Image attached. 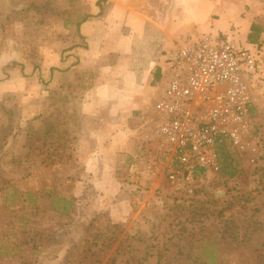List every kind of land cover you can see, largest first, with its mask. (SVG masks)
<instances>
[{
	"label": "rangeland",
	"instance_id": "rangeland-1",
	"mask_svg": "<svg viewBox=\"0 0 264 264\" xmlns=\"http://www.w3.org/2000/svg\"><path fill=\"white\" fill-rule=\"evenodd\" d=\"M85 11L83 0H0V70L24 58L36 61L43 51L69 49L66 31L82 20ZM21 96L9 93L5 96L9 104L0 102V184L17 169L20 174L27 164L32 166L37 150L46 163L66 164L73 143L67 125L61 126L66 112H54L52 107L42 111L43 124H29V133L36 137H22ZM59 96L50 94L49 101L63 99ZM252 123L246 148L223 152L220 169L210 172L193 194L165 177L161 163L165 158L156 144L144 155L134 154L133 163L144 165L147 157L153 159L152 167L160 169L156 174L161 177L157 188H147L146 194L132 190L138 193L126 203L123 210L129 215L123 220L113 219L90 201L82 203L75 215H67L69 204L61 199L36 212L18 204L17 186H0L10 197L4 196L5 202L4 192L0 194V264H264V114ZM21 143L34 149L12 156ZM11 162L18 166L6 170ZM149 167L146 173L129 169L125 184L136 179L141 186L148 185ZM62 168L43 173L66 175L68 167ZM4 203L16 208H5ZM23 213L28 222L20 228Z\"/></svg>",
	"mask_w": 264,
	"mask_h": 264
},
{
	"label": "crops",
	"instance_id": "crops-1",
	"mask_svg": "<svg viewBox=\"0 0 264 264\" xmlns=\"http://www.w3.org/2000/svg\"><path fill=\"white\" fill-rule=\"evenodd\" d=\"M83 2L84 17L66 31L70 33L69 49L43 51L36 61L24 58L0 70V102L7 106L6 94L22 95L18 101L22 137H36L29 133V124H43L44 109L66 112L67 117L60 119L65 123L61 126L67 125L68 137L73 140L67 163H46L37 150L32 166L27 164L20 174L17 169L0 186H17L18 204L24 203L23 207L36 212H44V204L51 208L54 201L61 199L69 204L67 215H75L82 203L90 201L97 202L100 211H109L113 219L123 220L129 215L123 210L126 203L138 193L132 190L146 194L147 188H157L161 177L156 174L160 169L153 165L148 185L141 186L136 179L125 184L123 180L129 169L146 173V165L153 163L148 157L144 165L133 163V155L144 147L147 153L150 149L143 143L144 135L157 117V103L164 92L159 54L204 33L230 34L240 44L251 47L262 43L264 48V0ZM50 94L63 99L51 102ZM254 113L252 119L264 114V84ZM20 148L12 156L34 149L24 143ZM14 164L4 168L14 170ZM61 165V170L68 167L66 175L43 173L59 170ZM2 191L6 202L10 197L6 190ZM4 206L16 208L13 204ZM27 216L21 215L20 228L27 225Z\"/></svg>",
	"mask_w": 264,
	"mask_h": 264
},
{
	"label": "built area",
	"instance_id": "built-area-1",
	"mask_svg": "<svg viewBox=\"0 0 264 264\" xmlns=\"http://www.w3.org/2000/svg\"><path fill=\"white\" fill-rule=\"evenodd\" d=\"M158 60L164 92L143 143L158 146L168 181L193 194L220 169L223 152L246 148L264 84V48L204 33L163 50Z\"/></svg>",
	"mask_w": 264,
	"mask_h": 264
}]
</instances>
